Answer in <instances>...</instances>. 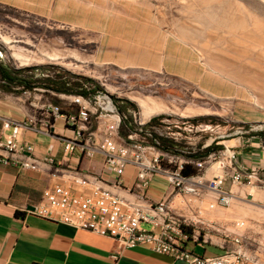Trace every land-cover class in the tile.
Masks as SVG:
<instances>
[{
	"label": "rangeland",
	"instance_id": "374dc122",
	"mask_svg": "<svg viewBox=\"0 0 264 264\" xmlns=\"http://www.w3.org/2000/svg\"><path fill=\"white\" fill-rule=\"evenodd\" d=\"M0 59L91 77L129 108L123 113L132 122L162 114L159 121L169 128L156 122L157 132L177 129L174 123L185 126L178 136L184 151L172 157L177 161L193 159L188 154L203 151L209 141L219 145L264 130V0H0ZM39 89L42 97L67 107L63 92ZM144 105L165 110L143 120ZM201 115L207 118L193 120ZM196 123L198 129L190 130ZM133 139L142 144V138ZM221 148L231 154L230 146ZM218 149L205 160L207 177L217 171ZM250 172L243 175L261 177L260 169ZM234 189H260V195L258 203L244 199L241 210L251 221L234 219L235 226L224 230L230 242L222 250L246 251L235 245L250 234L264 251V185Z\"/></svg>",
	"mask_w": 264,
	"mask_h": 264
},
{
	"label": "built area",
	"instance_id": "2783aa9c",
	"mask_svg": "<svg viewBox=\"0 0 264 264\" xmlns=\"http://www.w3.org/2000/svg\"><path fill=\"white\" fill-rule=\"evenodd\" d=\"M22 89L30 93L38 90L39 87ZM61 95L66 96L67 107L65 108L46 99L40 114L27 113L22 119H3L1 147L5 150H16V157L2 160H12L24 169L39 170L38 166L27 163V156H36L42 160L67 164L74 169H85L104 181H117V188H113V195H105L104 188L90 186L72 177H64L45 188L42 191L41 200L26 206V211L112 237L118 249L146 244L155 252L168 254L173 259H184L185 264H247L249 262L257 264L249 255H241L227 249L211 254L195 253L187 248L185 243L189 240L200 242V235H205L210 230H219L214 220L196 211L203 192L208 191L214 195L217 203L227 206L232 201L234 193L230 187H226V180L237 186L256 181L264 185V169H260L261 177L245 176L243 172H238V164L235 162L236 153L231 149L230 155L218 157L217 171L211 177L204 176L207 161L187 162L193 164L196 170L184 174L181 169L186 162L166 158L146 148L132 149L128 145L118 144L112 138L113 120H121V126L125 125L126 115L119 110L116 101L102 87L87 94L62 93ZM58 118L63 122V127L69 130V134L56 130L55 121ZM144 123V121L136 122L138 129L128 131L126 135L159 141L153 135L156 133L178 140L183 127L174 123L177 129L157 132L155 123L151 125V132L142 130ZM158 124L169 128V124L162 120ZM193 128L198 129V124L189 125L190 130ZM23 129L56 136L62 146L61 157L57 158L50 154L37 155L32 141L20 138ZM224 146L231 147L226 144ZM179 149L184 150L183 147ZM96 155L101 157L105 170L112 177L111 180L89 167L79 165L78 161L82 157L91 158ZM71 157L77 158L76 165L70 163ZM127 165H131L134 169V179L130 184L124 183L121 179ZM252 167L254 166H246V168ZM155 173H161L166 182L172 186L173 192L170 196L157 200L148 196L147 188ZM116 192H125L127 198L141 200V209H131L127 206V200H116ZM173 195L179 197L180 205L190 209V214L176 210ZM143 206H156L168 215L179 216L180 225L170 226L149 213H143ZM209 206L212 205L209 204ZM184 223L196 225V232H185ZM112 226H120V233H112ZM253 249L261 251L264 255L261 246L257 245ZM113 256L117 257L116 254Z\"/></svg>",
	"mask_w": 264,
	"mask_h": 264
},
{
	"label": "crops",
	"instance_id": "0c3cea01",
	"mask_svg": "<svg viewBox=\"0 0 264 264\" xmlns=\"http://www.w3.org/2000/svg\"><path fill=\"white\" fill-rule=\"evenodd\" d=\"M34 70L36 75L44 73L42 69L36 68ZM42 92L40 89L30 93L8 91L0 87V138L4 131L2 129L3 119H22L27 113H41L42 104L47 99L42 97ZM55 125L57 131L69 134V130L63 127L61 119H56ZM118 126V122H112L113 128L116 129ZM117 133L118 131L115 130L112 137L118 144L128 145L132 149L136 147L137 143L134 144L133 135H128L132 141L126 142L127 137L119 136ZM20 138L32 141L34 152L39 156L50 154L57 158L61 157L62 146L54 135L23 129ZM234 138H237L235 143L229 145L236 153L235 162L238 164L239 172L244 174L245 170L264 169V138L258 134L240 135L222 139L219 142L223 147L224 140ZM143 146L158 154L157 148L152 144L148 147ZM221 149H218L220 151L219 157L228 155L227 151ZM0 154V264H173L175 260L173 257L155 252L146 244L118 249L116 241L112 237L25 210L26 206L41 200L42 191L45 188L52 186L53 183L62 180L64 177H72L88 183L90 186L104 188L105 195H113V188H117V181H104L85 169H74L67 164L43 161L35 156H28L27 163L38 166L39 170L24 169L12 160H2L8 158V152L1 146ZM12 157H16V153ZM70 163L76 165L77 158L71 157ZM78 163L101 173L109 180L112 179L98 155L91 158L82 157ZM218 163L217 161L213 165ZM246 166L254 167L246 168ZM206 171L204 176L209 178L206 176ZM121 179L126 184L132 183L134 169L131 165L126 166ZM256 183L259 186L261 185L259 181H256ZM225 185L230 187L234 193L232 201L227 206L217 203L214 195L208 191L203 192L201 195L196 209L197 213L214 220L219 230H210L206 234L211 237L208 242L204 238L205 235H200V242L187 241L185 246L195 253L211 254L222 251L224 245H228L230 242V239L224 233L225 228L234 227V219L236 218L243 217L246 221H249V219L251 221V218L247 219L246 212L242 211L241 208L244 209L245 207L246 202L244 199L252 203H258L260 195L258 190L260 189L247 192L235 190L234 186L237 185L230 184L229 180H226ZM172 192L173 188L166 182L164 176L161 173H155L147 188L148 196L157 200L170 196ZM130 196L134 197L133 194H130ZM126 198L127 193L116 192V200H126ZM173 200L178 212L191 213L189 208L180 205L177 195H173ZM209 204L212 206H209ZM135 205H141V200L127 198V206L132 209ZM262 206H264V203ZM254 223L255 226L258 225V223ZM184 230L185 232H196V226L185 223ZM250 236V234L249 236H242L238 240L241 243H237L235 246L243 247L247 252L249 250L248 253L259 255L260 261L264 263L262 258L264 255L252 250L257 245L255 242H250ZM252 238L254 240V237ZM229 251H241L247 254L242 248ZM113 254H116L117 257H114Z\"/></svg>",
	"mask_w": 264,
	"mask_h": 264
},
{
	"label": "trees",
	"instance_id": "16d2710c",
	"mask_svg": "<svg viewBox=\"0 0 264 264\" xmlns=\"http://www.w3.org/2000/svg\"><path fill=\"white\" fill-rule=\"evenodd\" d=\"M42 69L43 74H35L34 69ZM16 86H20V88H15ZM35 86L39 88L45 89V92L49 90L54 92H63V93H82L87 94L88 92H92L95 89L101 87L96 81L88 76L75 74L65 69H62L53 65H36V66H23L16 67L13 66L2 59H0V87L4 90L8 91H21L22 88L33 89ZM24 90V89H23ZM117 103V102H116ZM118 105V108L122 112H128L129 108L126 105ZM124 123L126 129L121 130V121L118 126V133L121 136L127 137L126 142L132 141L126 135L128 131H136L138 126L136 123L132 122V117L130 113L125 114ZM162 117V114L152 116L148 121H146L142 125V130H149L152 132L151 125L159 122V119ZM206 116H199L194 118L193 120H205ZM253 134H258L264 138V130L252 132ZM159 140L158 147L161 149L162 153L169 154H179L181 155L183 151L179 148L182 147V141L175 140L171 137L158 135L153 133ZM142 145H151L154 144L155 141H151L150 139H143L141 141ZM221 148L222 145H216L215 143L208 142L204 145V150L199 152H192L188 154V156L193 159L185 160L186 163L183 164L181 169L182 173L188 174L191 172H195V168L187 162L193 161H205L210 154H214V151L210 152L214 148ZM226 148V147H225ZM222 150V149H221ZM186 156V154H185ZM193 160V161H192ZM251 170H245L246 173H251Z\"/></svg>",
	"mask_w": 264,
	"mask_h": 264
},
{
	"label": "bare ground",
	"instance_id": "6f19581e",
	"mask_svg": "<svg viewBox=\"0 0 264 264\" xmlns=\"http://www.w3.org/2000/svg\"><path fill=\"white\" fill-rule=\"evenodd\" d=\"M58 54L55 55V57L57 56ZM215 74V73H214ZM23 90V89H22ZM25 90V91H24ZM23 91L26 93V89H24ZM28 91V90H27ZM160 110H165L164 108L162 107H157V108H148V107H145L144 105V111H143V120L146 119L148 116H150L151 114L153 113H156ZM160 113V112H159ZM121 120H113V122L115 123H119ZM112 127V126H111ZM112 135V134H111ZM113 138V137H112ZM142 139H147V138H142ZM151 141H155V140H151ZM158 143L159 141H155L154 144H152V146H154L155 148H157V152H158V155H161V156H165V157H170L172 158L174 156V154L176 153H173V154H169V155H166L164 153H162L161 149L158 147ZM1 146V144H0ZM136 147L139 148V149H142V148H145L142 144H136ZM181 150V149H180ZM6 151L8 152V157H12L13 154L16 153V150L14 149H6ZM181 151H184V150H181ZM1 155V154H0ZM177 155V154H176ZM179 155V154H178ZM28 157V156H27ZM36 157V156H35ZM210 157V156H209ZM36 158H39V157H36ZM174 158V157H173ZM42 159V158H40ZM177 159V158H176ZM43 161H52V160H43ZM178 161H181V162H185L184 159H179L178 158ZM54 162V161H53ZM194 162H198L197 161H194ZM215 165H218V164H215ZM127 200V198H126ZM132 209H141V205H135L133 206ZM143 213H149L150 215L154 216L155 218H157L159 221H164L165 224H168L170 226H177V225H180V218L179 216H173V215H168L167 213H165L164 210H161L160 208L156 207V206H143ZM190 224H193V223H190ZM194 225V224H193ZM184 226H185V223H184ZM196 226V225H195ZM112 233H120V226H112ZM232 252V251H230ZM237 253H241V255H247L246 253L244 252H241V251H237ZM258 264V263H257Z\"/></svg>",
	"mask_w": 264,
	"mask_h": 264
},
{
	"label": "water",
	"instance_id": "95a60500",
	"mask_svg": "<svg viewBox=\"0 0 264 264\" xmlns=\"http://www.w3.org/2000/svg\"><path fill=\"white\" fill-rule=\"evenodd\" d=\"M173 264H185V261L184 259L177 258L174 260Z\"/></svg>",
	"mask_w": 264,
	"mask_h": 264
}]
</instances>
